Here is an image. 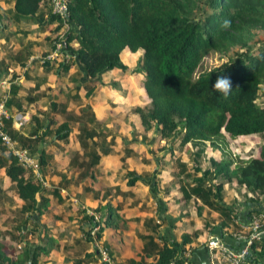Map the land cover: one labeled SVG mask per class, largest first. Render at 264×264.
Here are the masks:
<instances>
[{
    "label": "trees",
    "instance_id": "1",
    "mask_svg": "<svg viewBox=\"0 0 264 264\" xmlns=\"http://www.w3.org/2000/svg\"><path fill=\"white\" fill-rule=\"evenodd\" d=\"M6 1L12 4L9 13L15 29L37 33L36 29L29 28L36 25L41 33L47 27L48 32H56L63 25L62 19L52 12L50 0ZM66 24L67 29L61 37L64 40L62 52L69 58L59 64L60 70L66 72L72 66L71 62H75L76 72L80 74V78L78 73L71 77L77 81L74 84L76 91L69 92L68 98L79 103L78 88L84 89L83 97L87 98L92 93V79L113 68L126 71L127 66L120 59L123 49L141 51L130 72L143 75L142 87L148 102L131 108V112L137 116L143 134L153 129L157 136L167 139L171 145L176 144L179 150L190 144V166L186 173V163L180 162L178 155L173 158L188 182L182 187L179 180L181 199L186 205L191 204L192 198L198 199L200 205L193 204L197 214L204 207L208 210L202 219V228L183 232L179 240L161 238L162 245H157L154 242L157 237H144L143 252L152 254L151 262L126 260L123 264H182L185 245L208 228L211 232V229L233 223L240 203L229 205L222 200L223 185L231 180L236 182L238 189L251 194V197L244 198L250 208L238 222L248 223L251 216L261 213L260 228H264V210L260 205V198L264 197V148L261 147L257 155L253 150L252 156L248 155L243 160L238 156L232 157L220 145L224 143L225 135L231 140L239 136L264 137V46L257 44L252 48L248 43L256 30H264V0H67ZM54 41L48 45L49 51L54 48ZM228 47L237 48L226 55L223 63L196 73L205 55ZM44 62L48 63V60ZM218 76L231 80L232 88L227 95L213 87ZM17 90L11 86L5 101L8 117L2 118V131L14 146L25 150L35 161L38 176L1 140L0 169L13 184L22 203L20 210L27 214L26 219L34 218L32 222L38 225L39 217L46 211L48 195L55 192L53 188L44 187L40 180V176L56 171L52 155L45 152L47 140L54 135L65 141L70 131L68 123L77 122L75 138L84 149L79 177H91V172L88 173L90 168L98 163L101 156L111 154L112 141L105 140L107 135L99 139V129L103 126L94 120L87 104L80 108L79 115H75L71 111L64 112L63 107L58 109L52 100L49 101H52L49 111L58 109L62 122L56 123L48 114L40 119L33 116L34 123L31 125L30 119L26 135H23L21 128L12 127V113L21 111L24 102L17 98ZM25 101L34 100L28 94ZM11 106L15 107L14 111ZM93 136H98V139L93 140ZM206 147L210 151L219 150L220 158L206 157ZM124 152L128 154L126 148ZM120 161L124 166L123 157ZM125 174L129 185L146 175L127 170ZM193 202L196 203L195 200ZM210 212L219 216L216 227L210 224ZM92 213L98 215L101 223L91 240L90 234L82 233L80 229L84 224L88 229L91 227L93 215L83 212L79 228L82 234L80 241H85L80 246L82 250L93 246L92 241L99 239L102 230L113 221L109 209L103 215L98 209ZM157 226H152V232ZM214 234L217 235L210 233ZM235 245L237 248L240 243ZM21 247L17 254L11 256L0 241V264H40L39 253L47 254L50 248L39 244L30 247L25 240ZM78 254L71 264L87 263L93 256V253H86L82 258L81 252ZM110 260L117 264L114 259ZM185 260L188 261L187 258ZM263 263L264 237H260L250 241L245 264Z\"/></svg>",
    "mask_w": 264,
    "mask_h": 264
},
{
    "label": "crops",
    "instance_id": "2",
    "mask_svg": "<svg viewBox=\"0 0 264 264\" xmlns=\"http://www.w3.org/2000/svg\"><path fill=\"white\" fill-rule=\"evenodd\" d=\"M11 8V3L0 0V92L3 87L2 82L8 84V95H10L11 86L18 88L17 98H21L24 102L21 111L12 113V127L17 130L21 128L20 132L26 135L25 130L28 129L30 119L32 120L31 125L34 123L33 116L40 119L42 115L48 114L56 123L62 122L58 102L63 101L57 93H62L61 89L64 92L76 91V87L75 85L72 86L69 77L70 74L76 71V67L70 66L66 75L62 71L59 72L53 69L51 63L44 62L50 59L48 56L50 51L41 41L43 32L41 33L36 25H31L29 28L36 29L37 33L15 29L9 13ZM22 35L25 37L22 38ZM29 39L36 43L28 41ZM40 44L44 47H41ZM21 48H24L27 54L25 56L26 61L23 59L22 62L16 63L14 56ZM35 49L40 50V52L44 50V53L49 52L45 57L39 58V56L33 54ZM42 54L40 53V55ZM134 54H140V51L130 52L127 48L123 49L120 59L127 66V70L121 71L113 68L100 74L99 77L94 78L95 82L92 83L91 95L84 98L83 88H78L77 93L80 97V103L77 104L70 99L69 101L73 102H68L65 107L66 112L71 111L75 115H79L80 108L87 104L93 113L94 120L108 130L105 140L109 141L111 139L112 152L101 156L98 163L90 168L88 173L91 172V177L87 175L79 177L78 175L84 149L75 138L78 132L77 122L68 123L70 131L65 141L52 135L44 144L46 146L45 152L52 155V162L56 170L52 174L47 173L42 177L40 176L44 187L55 189V192H50V195H48L46 211L41 214V219H39V225H44L46 228L49 225L58 227L49 229L47 233L49 236L47 239H52L48 250L49 257L52 256L51 253H55L51 245L58 243L59 246L55 245L54 247L61 251L59 252L61 254L60 260L66 257L69 259L67 260L68 263L71 264L74 259H77L78 252H81L80 257L82 258L86 253H93L88 262H82V264H100L96 250L92 247L100 248L99 245L101 244L106 249L109 257L114 259L117 264H123L126 260L149 263L152 261V254L146 255L143 252L144 237L153 235L157 237L154 242L157 245H162L161 238L179 240L183 232L201 229L203 226L202 219L206 217L208 210L204 207L201 209L200 214H197L196 207L193 204L200 205L198 199L192 198L190 205L184 204V200L181 199L179 180H181V186L185 187L186 185L183 181V175L179 172L180 168L173 162V156L178 155L179 161L186 163L187 169L184 171L186 173L190 166L188 154L192 151V147L189 151L184 149L187 144L181 150L173 147L172 150H166L169 151L168 153L160 147L154 151V156L150 150H145L144 145L148 144L151 138L148 137V132H146V136L150 139L143 137L138 118L131 112V108L145 105L148 102L141 82L143 75L130 72L131 62L135 59ZM9 59L12 63H8ZM33 61L35 62L34 65ZM28 94L34 101L26 103L25 96L28 97ZM56 95L58 98L52 99ZM50 100L57 103L58 109L56 111H48L50 110L49 105L52 103V101L49 102ZM11 109L14 111L15 107L11 106ZM22 125H25V127L23 128ZM86 126L89 127L88 122H86ZM151 136L154 137V134H151ZM92 139L97 140L98 136H93ZM158 139L162 140L160 137ZM124 144L127 145L128 154L124 152ZM204 153H206V150ZM161 156L163 158H160ZM122 157L127 171H134L140 176L146 175L143 176L144 179L135 180L131 185L127 184V178L117 180L116 183L110 185L111 192L106 194L105 189L98 188L101 175L100 169H102L104 176L108 172L117 171L116 167L119 164L121 165L120 159ZM212 158L219 159L220 157ZM233 183L234 181L226 182L223 185V195H229L232 201L237 199L232 203H240L238 213L233 218V223L218 228L216 225H218L219 216L216 212H210L209 217L212 219L210 224L216 228L211 229V232L208 228L191 243L185 245L183 254L188 259V264H213L210 250L206 246V240L210 233H216L227 246L234 247L235 244L244 239L242 233L248 230L247 223L238 221L250 208L249 204L244 202V198L251 197V194L245 192L242 188L238 189L236 183ZM7 184L4 181V190L8 193L5 187ZM231 185L236 186L237 190H234ZM148 188L152 195L160 196L163 203L160 202L158 205L156 201H153ZM170 192L173 196L178 197H171ZM140 195L149 198L145 202V208L142 205L143 197L141 198ZM227 196H224L222 200L230 205ZM179 205L187 210L177 211V217L171 219L169 213L172 209L178 208ZM260 205L264 210V197L260 198ZM96 209L101 215L109 209L112 212L113 221L102 230L97 241H92L91 245L93 246H88L82 250L80 246L85 241H80L82 239L80 238L82 236L80 230L82 233L88 234L89 229L86 224L81 225L80 219L83 212L89 215L95 212ZM163 211L164 213H162ZM175 220L176 224L174 225ZM156 224L158 226L152 232V226ZM184 224H186V230L183 229ZM80 225L81 229L79 230ZM177 228L183 230L178 231ZM176 233L177 235H175ZM39 236L45 235L40 233ZM62 236H65L66 239H61ZM63 249L65 252H63ZM45 264H49V262ZM214 264L222 263L215 262Z\"/></svg>",
    "mask_w": 264,
    "mask_h": 264
},
{
    "label": "rangeland",
    "instance_id": "3",
    "mask_svg": "<svg viewBox=\"0 0 264 264\" xmlns=\"http://www.w3.org/2000/svg\"><path fill=\"white\" fill-rule=\"evenodd\" d=\"M48 28L49 27H47L46 29H48ZM46 29L42 34V38H41L42 40L41 41L44 43V45L47 48H49L48 45H50L53 40H55L54 43L57 42L59 39L61 40L63 33L67 29V25H64V24L61 25L59 30L56 32H51V31L48 32ZM24 37L25 36L22 35V38H24ZM28 41L33 42L30 39ZM33 43H36V42H33ZM248 43H249V46L252 48L257 44H263V46H264V30H256ZM41 47H44V46L41 45ZM236 48L237 47H228L225 50L214 51V52L208 53L207 55H205L201 59V62L196 69V73L199 72L200 70H205V69H208V68H211L214 66H218L220 63H223L227 58L226 55L228 53H231ZM18 52H20L19 56L18 57L14 56V61L16 63L22 62V60L25 59V56L27 55L24 48H21V50H19ZM48 52L44 53V50H41V52H40V50L35 49V52H33V54H35V55L39 56V58H41V57H45ZM40 53L41 54L43 53V54L40 55ZM140 54H141V51H140ZM140 54H134L135 59H133V61H132L133 63L131 62V64H132L131 70L135 67V65H136V63L140 57ZM68 58H69L68 55H57L55 57L52 56V58L48 59V62H51V67L53 69H56L59 72H61L62 70H60L59 64ZM25 61H26V59H25ZM8 63H12V61L9 59ZM31 64H32V62H31ZM34 64H35V62L33 61V65ZM71 64L73 67H75V65H76L75 62H71ZM67 73H68L67 71L63 72V74H66V75H67ZM76 73H78V72L75 71L74 73L70 74L69 75L70 79H71V77H74V75ZM79 75L80 74L78 73V77L80 78ZM59 78H61V77L59 76ZM143 79L144 78H142L141 82L143 81ZM94 82H95V80L93 79V82L91 81V83H90L91 86H92V83H94ZM71 83L73 86L74 84L77 83V81H75L73 79V80H71ZM92 88H93V86H92ZM61 91H62V93H57V94H59V96H61L60 99L63 102H58V106H59V109H61L62 107L64 109L67 106L68 102H73V101H69L70 99L68 98V93L71 91L64 92L62 89H61ZM82 92H84V89ZM70 97H71V95H70ZM56 98H58L57 95L53 96L52 99H56ZM64 112H65V110H64ZM44 120H45V117H44ZM131 126L133 127L132 122H131ZM102 130H103V128L99 129V134H98L99 139H101V137H105L107 135L108 130H106L105 128H104V131H102ZM130 130H131V127H130ZM133 132H134V130H133ZM147 132L149 133L148 137H150L151 140L148 144H145L144 147L147 148V149L145 148V150H150L151 153L153 154V156L155 155L154 151L156 149L158 150L160 147H162L166 153L169 152V151H166V150H168V148L170 150H172L173 147L174 148L177 147L176 144L171 145V142L168 141L167 139H162L163 141L162 140L160 141L158 139L159 136H157V134H155V131L153 129H151L150 131H147ZM151 134H154V137H152ZM143 135H144L143 137H145L146 139H150L146 136L147 133L143 134ZM205 143H206L205 145H208V142H205ZM220 145H221V147L226 149L228 154H230L232 157L238 156L240 159L244 160V159L252 156L251 154H253V152H252L253 150L255 152V155H257L259 149L261 147L264 148V137L259 139L258 137H253V136H241V137H237L234 140H231L225 135L224 143L223 144L221 143ZM13 147H14V149L18 150V148L16 146H13ZM126 147H127V145L124 144L123 148H126ZM184 149L186 151H189L191 149V146L189 144H187L184 147ZM208 149L209 148H207V147L205 149L206 150V153H205L206 157H220L219 150H214L215 151L214 152V151H207ZM171 154H173V153L171 152ZM248 155H250V156H248ZM176 156H173V158ZM155 157H157V156H155ZM173 162H174V160H173ZM206 163H207V161H205V164ZM205 164L202 165V168H204ZM121 166H122V163H121V165L119 164V166L116 167L117 171H115V172L112 171V173L108 172L106 176H104L102 174V169H100L101 175H100L99 182H98V188H100L101 190L105 189V192L107 194V193L111 192L110 185H112L113 183H116L117 180L127 178V175L125 174V170H126L125 167L126 166L125 165L122 167ZM113 170H115V168H113ZM3 180L5 181V184L9 183L5 186L7 188L8 193L6 192V190H4V181ZM8 181L9 180L5 176L3 170L0 169V241L5 246V252L11 256L17 254L21 250L22 241H24V240L30 245V247L33 244L42 245L44 248L50 247V241L47 239V238H49V236L47 235L48 230L51 228H58V227L56 225H52V226L49 225L48 228H46L44 225H39V224L36 225L35 223H33L32 220H34V218L33 219H26L27 214H25L24 212H22V210H20V208L22 207V203L18 199V197L14 191V186L12 183H10ZM183 181H184V183H188L186 180H183ZM231 182H233V181L231 180ZM234 183H236V182H234ZM231 187L234 190H237L236 186L231 185ZM148 190H149V188H148ZM149 194L153 197V201H156V203L158 205L160 202H162L161 197L160 196L158 197L156 194L152 195L150 193V190H149ZM140 196H141V198L143 197L144 201L142 202V205H143V208H145L146 207L145 202H147L149 198L148 197L144 198L143 195H140ZM151 196H149V197L151 198ZM224 196H227V195H223V197ZM171 197H178V196H173L171 193ZM227 198H228V202L230 204H232V202L234 200H237V199H234L232 201V199H231V197H229V195L227 196ZM183 209L185 211L187 210L185 207H183V206L181 207L179 205L178 208L171 210V212L169 213L170 214L169 217L171 219H175V217H177V211H181ZM162 213H164V211ZM102 215H103V213H102ZM39 219H41V218L39 217ZM39 219H38V223H39ZM174 222L173 223L175 225L176 220ZM100 223L101 222H98V227L100 226ZM176 226H178V225H176ZM183 229H185V230L187 229L186 224H184ZM183 229L177 228L178 231H181ZM248 231L249 230L245 231L244 233H242V235H244V237L248 236V234H249ZM40 233H44L45 236L40 237L39 236ZM175 235H177V233ZM50 237H51V235H50ZM61 239H66V238H65V236H62ZM95 241H97V240H95ZM62 243H64V242H62ZM55 245L59 246L58 243L51 245V248H53L55 250V253H53V254L51 253V255H52L51 257H49V253H47V254L42 253V252L39 253L38 257H40L39 258L40 264H45L46 262H49V264H69L67 261L69 259L66 257H65L66 259L64 258L63 260H60L61 254L59 252H61V251L58 248H55L54 247ZM98 245H99V243H98ZM99 247L104 249V247L101 244L99 245ZM61 250H62V248H61ZM63 252H65L64 249H63ZM99 260H100V258H99Z\"/></svg>",
    "mask_w": 264,
    "mask_h": 264
},
{
    "label": "built area",
    "instance_id": "4",
    "mask_svg": "<svg viewBox=\"0 0 264 264\" xmlns=\"http://www.w3.org/2000/svg\"><path fill=\"white\" fill-rule=\"evenodd\" d=\"M51 10L54 14L58 15L62 19V23L66 24L67 18V0H50ZM62 49H64V40L61 38L59 41L54 43V48L49 53V57L52 58L57 55H63ZM66 55V54H64ZM3 87L0 92V140L11 149L12 153L18 157V159L26 166H30L35 174L38 176L36 170L37 166L35 161L29 157L25 150H17L14 149V143L9 139V137L2 131V118H7L8 114L4 107L5 101L8 98V84L2 82ZM17 120V118H16ZM19 124V122H18ZM93 221L91 227L89 228V234L91 239L94 238L95 231L99 228L98 227V215L93 214ZM262 214L253 215L251 216L249 222L246 224L248 231V236L244 237L241 240L240 246L237 248L230 247L225 245L218 235H210L206 240V246L210 250L212 256V263H224V264H245L247 258L249 257V245L250 241L253 239H259L260 237H264V228H260V219ZM95 242V240H93ZM96 253L100 258V262L103 264H112L108 253L105 249L96 248ZM182 257L184 261L182 264H188L185 260V255L182 253ZM169 264H175L170 262Z\"/></svg>",
    "mask_w": 264,
    "mask_h": 264
},
{
    "label": "clouds",
    "instance_id": "5",
    "mask_svg": "<svg viewBox=\"0 0 264 264\" xmlns=\"http://www.w3.org/2000/svg\"><path fill=\"white\" fill-rule=\"evenodd\" d=\"M225 26H227V21H225ZM213 87L215 90L221 91L227 95L232 88V83L228 77L218 76Z\"/></svg>",
    "mask_w": 264,
    "mask_h": 264
},
{
    "label": "water",
    "instance_id": "6",
    "mask_svg": "<svg viewBox=\"0 0 264 264\" xmlns=\"http://www.w3.org/2000/svg\"><path fill=\"white\" fill-rule=\"evenodd\" d=\"M97 254V253H96Z\"/></svg>",
    "mask_w": 264,
    "mask_h": 264
}]
</instances>
